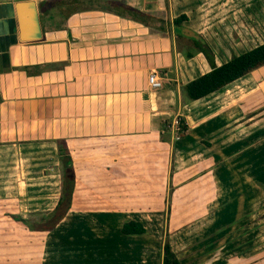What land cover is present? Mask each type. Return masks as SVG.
I'll list each match as a JSON object with an SVG mask.
<instances>
[{"label":"crops","instance_id":"1","mask_svg":"<svg viewBox=\"0 0 264 264\" xmlns=\"http://www.w3.org/2000/svg\"><path fill=\"white\" fill-rule=\"evenodd\" d=\"M198 4L200 0H0V264H120L129 256L123 247L136 250L134 264H162L164 237L159 224L149 226L150 216L158 218L153 204L158 200H171L168 214L189 199L209 215L219 198L238 199V209L249 208L238 220V231L253 232L245 227L249 221L256 223V233L263 231L258 160L247 161L246 146L232 149L230 144L255 131L264 150V95L252 102L264 94V66L205 97L186 100L183 86L211 69L189 40ZM134 10L144 19L135 17ZM181 14L189 20L179 30L173 20ZM212 48L219 65L252 47H229L226 58L221 48ZM154 69L165 74L159 90L148 84ZM247 113L250 121L255 119L250 125ZM174 114L188 127L176 142L163 133ZM60 145L84 177L75 172L73 200L63 220L50 231L31 230L29 212L49 216L59 198H50L55 193L45 191L46 182L31 177L11 179L15 190L9 194L6 152H15L23 163L29 148L35 146L37 153L49 147L37 155L50 166L51 155L58 162ZM192 168L193 176L187 173ZM128 220L143 222L147 235H124L121 228ZM186 229H174L170 239L184 237ZM24 232L35 236L25 240Z\"/></svg>","mask_w":264,"mask_h":264},{"label":"rangeland","instance_id":"2","mask_svg":"<svg viewBox=\"0 0 264 264\" xmlns=\"http://www.w3.org/2000/svg\"><path fill=\"white\" fill-rule=\"evenodd\" d=\"M200 3L195 8L189 34H198L205 38L206 41L209 40L208 43L212 44L216 50H220L221 48L224 51L222 55L224 54L225 58L231 53L229 47L232 51L236 48L239 51L240 49H248L264 42V0H200ZM179 45L182 47V41L180 42V40ZM263 95V93L255 95L252 102L260 100ZM246 104L248 105V103ZM176 115L174 114L172 118ZM247 115L249 125L255 122V119L250 121L251 115L249 113ZM262 132V146L264 147V130ZM165 135L171 139L168 131L165 132ZM259 136L260 134L254 131L248 134L245 139L242 138L240 142L230 144V147L235 149L240 146H246L247 152L243 155V158H247L249 162L255 161V159L258 160L257 172L259 176H263V184H260L259 188H262V192L264 193V150L262 151V147L260 146ZM50 146L58 147V144L52 142ZM34 148L35 146L29 148L33 153L25 154L23 163H20L21 161L16 158L15 152H6L8 156V171L6 176L9 179V194L13 195L15 190L14 180L11 182V179L31 177L37 179V182H46L43 187L49 188L45 191L55 193L54 195L56 196L52 195L50 198H59L62 187V164L59 158L57 159L58 162H56V156L51 155L53 156L50 157V159L52 158L51 165H45L44 163H47L46 158H38L37 153L41 155L42 153L49 152V147H40L45 149L37 153L34 152ZM35 149L37 150V148ZM34 154L36 155L32 159L31 157ZM75 159L77 158L75 157ZM260 162L262 165H259ZM74 168H76V171ZM73 171L79 177H84V174L80 173L79 165L73 167ZM94 171L97 172L96 170ZM195 171L196 169L192 168L188 169L187 173L193 176ZM249 171L252 170L249 168ZM95 172H93V175H96ZM90 180L93 179L90 178ZM91 187H95V184H91ZM245 190L248 191L247 188ZM187 197L189 198L190 196ZM248 197L245 196L244 198ZM231 201L236 203L235 208H231L233 202L220 200L219 198L216 202L215 211L211 210L212 212L208 215L207 212L204 213L203 209L200 210L192 206L193 203L197 205L195 200L187 199L180 206V210H176L175 213L172 209V213L169 212V214L168 209L173 207L171 200H166L165 202L164 200H158L157 202H153L156 205L155 207H157L155 213L158 218L150 216L149 226L155 225L154 228H156L157 224H159L158 230L161 229L160 234L164 237V241L168 239L173 242L181 257L186 261V264H264V213L261 219L263 231L260 234L256 233V223L252 221H249L245 227L246 229L254 228L253 232L244 233V229L238 231V220L244 218L242 214L248 212L249 208L248 206H243L238 209L239 202L241 201L238 199ZM31 214L33 212H29L28 218L29 220H34L33 223L36 225L54 224L52 222L54 219L52 218V212L49 213V216H45L46 213L41 211L36 212L34 216H30ZM145 218L147 220V217ZM100 220L102 230L107 231L109 226L103 224V219ZM110 220L113 221L114 225L118 222V218H115V216ZM180 226L188 229L183 233L185 236L174 238L175 235L173 234L174 236L170 239L174 229ZM209 231H214L215 234H210ZM22 234L25 240H32L33 236H35L29 232ZM8 235L9 239H13L15 233L10 231ZM36 236L40 238L39 235ZM211 236L213 237L212 240L210 239ZM38 238H34V240L37 241ZM145 240H147V237ZM214 242L217 245L216 247H214ZM122 250L126 251L129 256L127 259L121 258L120 264H126L127 261L129 264L136 263V260L132 257V254L136 252L135 249L124 250L123 247ZM143 259L147 260V253L143 254Z\"/></svg>","mask_w":264,"mask_h":264},{"label":"trees","instance_id":"3","mask_svg":"<svg viewBox=\"0 0 264 264\" xmlns=\"http://www.w3.org/2000/svg\"><path fill=\"white\" fill-rule=\"evenodd\" d=\"M129 11L125 9L124 11ZM131 13L135 17L144 19L145 15L134 10ZM189 20L187 14L177 16L173 23L180 30L183 22ZM180 37V35H179ZM190 43L204 54L209 64L211 65L210 71L198 76L183 86V93L186 100H197L205 97L221 88L233 83L256 69L264 66V42L238 54L232 56L229 60L217 64L215 63V54L211 45L205 38L200 35H192L189 37ZM189 57L192 53L187 54ZM186 128V126H185ZM58 158L62 164V187L59 200L52 212V222L49 225H36L30 224V229L50 231L53 230L67 214L71 208L73 193L75 189V174L73 171L72 157L67 152V149L60 145L58 148ZM29 220V219H28ZM26 223V219H23ZM54 225V226H53ZM147 228L143 222L139 220H128L122 225L121 232L124 235H143L147 233ZM162 264H183L177 253L173 250L170 241L167 239L163 245V259Z\"/></svg>","mask_w":264,"mask_h":264},{"label":"built area","instance_id":"4","mask_svg":"<svg viewBox=\"0 0 264 264\" xmlns=\"http://www.w3.org/2000/svg\"><path fill=\"white\" fill-rule=\"evenodd\" d=\"M164 81L165 74L160 70L154 69L148 74V84L149 87L153 90H159L163 88L165 84ZM166 131L170 133L171 140L173 142L180 141L188 132L187 123L180 115H176L168 123L165 124L163 133H165Z\"/></svg>","mask_w":264,"mask_h":264},{"label":"water","instance_id":"5","mask_svg":"<svg viewBox=\"0 0 264 264\" xmlns=\"http://www.w3.org/2000/svg\"><path fill=\"white\" fill-rule=\"evenodd\" d=\"M21 6H23V4H18V7L21 8Z\"/></svg>","mask_w":264,"mask_h":264}]
</instances>
